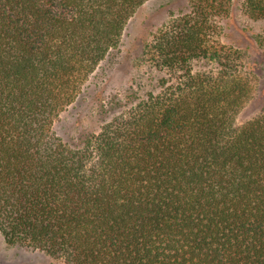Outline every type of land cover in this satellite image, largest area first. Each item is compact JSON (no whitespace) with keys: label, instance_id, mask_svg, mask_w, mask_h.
I'll return each instance as SVG.
<instances>
[{"label":"trees","instance_id":"obj_1","mask_svg":"<svg viewBox=\"0 0 264 264\" xmlns=\"http://www.w3.org/2000/svg\"><path fill=\"white\" fill-rule=\"evenodd\" d=\"M145 1L0 0V234L61 264H264V107L235 124L255 74L213 38L231 0H190L96 127L53 131Z\"/></svg>","mask_w":264,"mask_h":264},{"label":"rangeland","instance_id":"obj_2","mask_svg":"<svg viewBox=\"0 0 264 264\" xmlns=\"http://www.w3.org/2000/svg\"><path fill=\"white\" fill-rule=\"evenodd\" d=\"M189 6L190 0H146L129 20L120 45L99 63L78 99L55 118V134L69 140L83 129L96 127L99 103L94 93L99 92L106 100L105 96L109 93L119 92L121 95L129 86L135 85L137 77L149 68L154 36L168 28ZM217 23L219 31L213 38L219 45L244 48L248 53L246 61L255 74L254 92L235 116V124L240 125L259 114L264 107V54L257 41L260 35L264 36V19L248 16L244 10V0H231L228 12L217 18ZM192 66L198 70L205 68L199 60L194 61ZM160 74L174 79L179 75L167 69ZM61 263V260L39 249L20 244L10 245L0 234V264Z\"/></svg>","mask_w":264,"mask_h":264}]
</instances>
